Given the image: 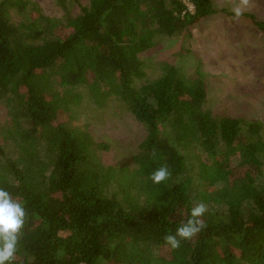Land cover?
<instances>
[{
  "label": "trees",
  "instance_id": "trees-1",
  "mask_svg": "<svg viewBox=\"0 0 264 264\" xmlns=\"http://www.w3.org/2000/svg\"><path fill=\"white\" fill-rule=\"evenodd\" d=\"M59 1L64 19L0 0V102L13 119L0 188L25 208L12 264H264V124L207 108L201 63L185 75L162 61L135 83L143 53L206 17H248L262 34L264 19L214 0H89L75 16ZM110 99L145 127L135 168L105 163L109 143L74 123L80 105ZM160 167L169 175L153 183ZM201 203L199 231L172 247Z\"/></svg>",
  "mask_w": 264,
  "mask_h": 264
},
{
  "label": "rangeland",
  "instance_id": "rangeland-1",
  "mask_svg": "<svg viewBox=\"0 0 264 264\" xmlns=\"http://www.w3.org/2000/svg\"><path fill=\"white\" fill-rule=\"evenodd\" d=\"M51 17L64 19L65 8L59 0H32ZM89 0H67L71 14H79L80 4ZM219 8L236 13L252 12L264 19V0H214ZM193 9V6L190 5ZM192 37L164 38L160 45L141 56L146 62V77L140 84L160 74L159 64L169 61L188 75L199 63L209 83L207 108L216 114H230L264 124V34L252 19L219 13L206 17L194 29ZM74 123L91 131L99 142H108L103 152L105 163L135 168L134 156L146 135L144 125L129 111L124 102L110 99L103 108L83 103ZM13 119L6 101L0 102V130L3 143L11 140ZM242 160L231 157L230 167ZM264 166V165H263ZM264 168V167H263Z\"/></svg>",
  "mask_w": 264,
  "mask_h": 264
},
{
  "label": "clouds",
  "instance_id": "clouds-1",
  "mask_svg": "<svg viewBox=\"0 0 264 264\" xmlns=\"http://www.w3.org/2000/svg\"><path fill=\"white\" fill-rule=\"evenodd\" d=\"M169 175L166 167H160L151 174L153 183H160ZM205 211V205L199 204L191 209V217L176 229L174 235L166 237L172 247L179 245V239H187L199 231L201 225L195 218ZM25 208L14 200L6 189L0 188V264H12L17 247L18 234L24 224Z\"/></svg>",
  "mask_w": 264,
  "mask_h": 264
}]
</instances>
